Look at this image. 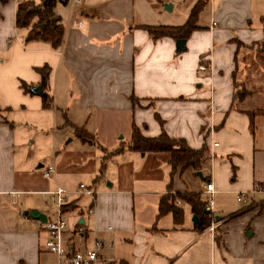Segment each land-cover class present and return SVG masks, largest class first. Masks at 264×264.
<instances>
[{"label":"crops","instance_id":"0c3cea01","mask_svg":"<svg viewBox=\"0 0 264 264\" xmlns=\"http://www.w3.org/2000/svg\"><path fill=\"white\" fill-rule=\"evenodd\" d=\"M197 1L67 0L63 19L58 0L55 12L64 34L57 49L46 41L25 40L27 28L15 24L19 0L0 3V264H44L47 255L56 259L44 247V223L27 214L36 208L50 218L28 197L40 193L54 199V190L48 191V182L42 188L33 185L31 175L37 173L18 155L24 134L14 124L17 113L37 121L52 117L53 123L65 113L92 137L82 141L97 142L109 160L118 153L107 155L110 151L125 148L118 142L121 130L113 125L120 116L128 121L129 137L133 122L145 135L164 130L192 148L208 147L199 170L178 168L165 187L139 191L157 195L149 212L143 203L139 220L131 189L108 183L93 190V199L78 189L65 191L63 207L78 209L83 195L94 207L85 237H78L81 248L97 236L104 246L121 248L120 264H264V0H207L181 51L173 38L154 39L141 27L181 26ZM43 65L50 68L51 108L31 90L40 85L37 69ZM200 65L206 69L199 70ZM144 156L147 165L155 161L150 171L159 178V161L167 162L168 155ZM46 166L35 167L41 177ZM54 168L48 178L52 188H61L55 173L65 167ZM209 181L215 202L208 227L198 229V219L183 201L180 225L171 213L156 217L162 194L202 192ZM240 193L244 204L233 207V200L241 202ZM78 223L86 219L80 216L68 233L66 228V241L78 236Z\"/></svg>","mask_w":264,"mask_h":264},{"label":"rangeland","instance_id":"374dc122","mask_svg":"<svg viewBox=\"0 0 264 264\" xmlns=\"http://www.w3.org/2000/svg\"><path fill=\"white\" fill-rule=\"evenodd\" d=\"M34 1L39 2V0ZM58 6L63 19L66 18L70 3H59ZM17 117L19 118L16 119L14 124L17 130H21L24 134L18 155L21 154V159L24 160L25 164H29V169L33 173H37L31 175V180L33 185L38 188L45 187V182H48L47 187L50 189L48 191L59 188L56 186L52 188L50 178L44 179L38 175L35 169L38 164L54 165L57 168L64 166L65 170L56 172L55 178L58 180L59 186L65 191L74 192L80 184H83L85 187L98 192L101 188L108 187V183H114V187H125L135 191V212L136 219L139 220L143 214L144 204L149 206L146 210L150 211L152 209L150 207L151 203H157L156 194L152 192L140 193L139 191L165 187L170 181V167L167 162L159 161V173H163L165 177L160 174V177L156 178L154 173L150 171V168L153 171L151 164H155V161L152 159L150 164L147 165L149 160L147 156L141 157L143 152L127 149L126 143L130 137L128 135L129 130L126 128L128 121L123 116H120L117 121L114 120L113 125L121 130L118 134V142H123L122 144L125 148L114 157L110 156L114 158L113 160L105 158L101 146L97 142L92 145L88 142H83L73 125L67 123L62 117H57L56 115L54 123L52 117L49 119L38 118L41 119L39 121L33 120V118L28 116H20L18 113ZM105 129L107 130L106 127ZM114 151H110L107 155H112L110 153ZM78 197L82 198L79 201L78 209H72L66 213L68 220L67 233L74 229V224L80 216L86 219L85 227L88 226L90 221H88L86 210L90 206L91 200L84 195ZM28 198L36 202L39 205V209H43L50 219L55 218V198L52 199V196L40 193L30 195ZM213 200L215 202L214 195ZM243 204L244 201H232L233 207H241ZM80 212L83 214L80 215ZM92 218L93 216L89 219L92 221ZM73 243L76 248H81L78 236H75ZM120 249L116 244H106L101 250V254L107 261H113L114 263L112 264H120L118 258ZM123 253H125V249H123ZM55 263L54 255H47L44 259V264Z\"/></svg>","mask_w":264,"mask_h":264},{"label":"trees","instance_id":"16d2710c","mask_svg":"<svg viewBox=\"0 0 264 264\" xmlns=\"http://www.w3.org/2000/svg\"><path fill=\"white\" fill-rule=\"evenodd\" d=\"M9 0H0V3H6ZM58 0H19L15 15V24L18 28H27L25 36L26 41L42 40L48 42L52 48L60 47L64 26L61 17L55 12V6ZM66 3L67 0H61ZM207 0H198L192 7L186 22L181 26H152L141 25L149 35L156 39L163 36H169L175 41L184 40L186 42L189 35L197 28L196 23L199 13L202 11ZM185 46L179 50H184ZM37 71L41 75L39 82L42 91L40 94L42 106L44 108L53 107V96L49 87V71L48 65L39 67ZM21 87L25 91H30V86L25 82H21ZM132 102L135 103V97L131 96ZM64 119L75 128L79 137L83 140L92 141V137L84 130L83 127L72 124L65 113ZM160 121L159 117L157 116ZM126 147L132 151L150 152V153H166L168 155L167 162L170 165V177L178 168L184 169L192 167L199 170L204 160L208 147L204 144L200 148L190 147L184 139L170 136L164 130L158 135L149 136L141 132V130L132 122L131 135ZM123 150L120 146L112 153ZM178 201L186 202L190 206L191 212L197 216L198 229L203 230L210 225L211 219L204 209V201L201 198V192H166L162 194L158 201L156 217H162L167 213H171L175 225H180L183 219V209L177 204ZM264 204V202H263ZM72 206L63 207V211H68Z\"/></svg>","mask_w":264,"mask_h":264},{"label":"built area","instance_id":"2783aa9c","mask_svg":"<svg viewBox=\"0 0 264 264\" xmlns=\"http://www.w3.org/2000/svg\"><path fill=\"white\" fill-rule=\"evenodd\" d=\"M75 2H80V0H74ZM216 23L212 22V26H215ZM199 70L206 69V65H200ZM214 143L213 145H215ZM55 168L53 165H48L42 171V177L48 178L52 176ZM78 191L86 195L91 196L93 199V190L85 187L83 184H80ZM56 201V215L54 219L47 218V221L44 223L48 237L44 243V247L47 251L55 254L56 263L55 264H112L103 258L101 250L104 246V240L100 237H94L91 245L85 246L84 248H76L74 243L71 241H66L64 238V232L67 228V219L64 215L63 205L65 202V190L63 188H57L54 191L50 192ZM213 193L214 188L211 181L204 183V188L201 192L202 200L204 201L205 211L212 216L213 214ZM245 194L240 193L237 196V200H244ZM180 201L177 200V204ZM88 216L94 214V207L89 206L86 210ZM110 228V227H109ZM210 230L213 229V225L209 227ZM87 227L85 223L77 224L76 234L78 237L83 238L87 232Z\"/></svg>","mask_w":264,"mask_h":264},{"label":"water","instance_id":"95a60500","mask_svg":"<svg viewBox=\"0 0 264 264\" xmlns=\"http://www.w3.org/2000/svg\"><path fill=\"white\" fill-rule=\"evenodd\" d=\"M185 41L184 40H178L176 41V48H177V51H179L182 46L184 45ZM31 90L35 93V94H41V91H42V88L40 85H36V86H33L31 88ZM198 176H200L202 178V175H201V172L200 171H197L196 172ZM28 216H30L32 219H37L39 220L40 222L42 223H45L47 221V216L45 213H43L42 211L36 209V208H32L30 209L28 212H27ZM193 219L194 220H197V216L194 215L193 216Z\"/></svg>","mask_w":264,"mask_h":264}]
</instances>
